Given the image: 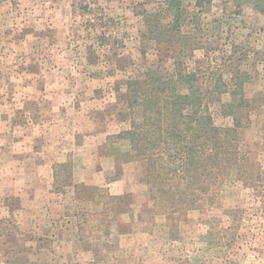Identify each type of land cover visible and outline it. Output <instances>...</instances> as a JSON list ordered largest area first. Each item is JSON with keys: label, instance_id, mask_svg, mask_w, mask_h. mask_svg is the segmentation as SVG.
<instances>
[{"label": "rangeland", "instance_id": "1", "mask_svg": "<svg viewBox=\"0 0 264 264\" xmlns=\"http://www.w3.org/2000/svg\"><path fill=\"white\" fill-rule=\"evenodd\" d=\"M254 4L264 8V0H0V264H264V12ZM156 26L164 33L153 38ZM180 56L230 83L247 74L250 103L243 177L231 171L213 206L177 218L155 214L147 162H122L127 145L110 137L130 126L124 80L147 65L170 70ZM212 112L231 124L219 102ZM85 174L104 175L122 201L101 239L87 238L95 232L74 215L102 208L103 186Z\"/></svg>", "mask_w": 264, "mask_h": 264}, {"label": "trees", "instance_id": "2", "mask_svg": "<svg viewBox=\"0 0 264 264\" xmlns=\"http://www.w3.org/2000/svg\"><path fill=\"white\" fill-rule=\"evenodd\" d=\"M254 6L264 12L260 5ZM175 14L177 22L169 26L173 31L180 19V14ZM152 28L151 34L156 33L153 38L164 33L157 26ZM183 57L186 56H180L170 70L147 65L124 80L121 94L127 111L121 115L129 119L130 126L110 137L127 145L118 151L122 162H147L146 182L155 214L177 218L190 210L213 206L231 171L238 169V176L243 177L247 162L239 140L243 111L250 103L244 88L247 74L234 76L230 83L222 73L190 69ZM223 96H227L226 101ZM216 102L220 103L221 113L231 118V124L216 122L212 112ZM59 166H54L57 181ZM61 181L72 183L68 179ZM95 189L102 208L74 215L89 226L88 232H95L87 238L101 239L109 223L118 218L122 201L106 187ZM20 234L24 243L25 234Z\"/></svg>", "mask_w": 264, "mask_h": 264}, {"label": "crops", "instance_id": "3", "mask_svg": "<svg viewBox=\"0 0 264 264\" xmlns=\"http://www.w3.org/2000/svg\"><path fill=\"white\" fill-rule=\"evenodd\" d=\"M92 175L95 177H93ZM83 181L86 182V184H93V185H98V186H103V187H109V189L112 190L111 188L112 182H107L104 175H101V174L99 176L98 174H95V175L91 174L89 176L85 174V178H83Z\"/></svg>", "mask_w": 264, "mask_h": 264}]
</instances>
